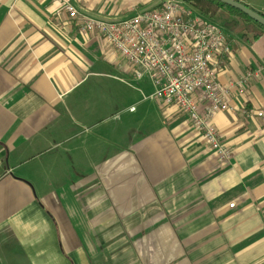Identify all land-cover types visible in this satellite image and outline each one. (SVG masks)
I'll return each mask as SVG.
<instances>
[{
  "label": "crops",
  "instance_id": "1",
  "mask_svg": "<svg viewBox=\"0 0 264 264\" xmlns=\"http://www.w3.org/2000/svg\"><path fill=\"white\" fill-rule=\"evenodd\" d=\"M69 1L118 20L160 3ZM258 42L219 76L224 162L59 0H0V264H264Z\"/></svg>",
  "mask_w": 264,
  "mask_h": 264
},
{
  "label": "built area",
  "instance_id": "2",
  "mask_svg": "<svg viewBox=\"0 0 264 264\" xmlns=\"http://www.w3.org/2000/svg\"><path fill=\"white\" fill-rule=\"evenodd\" d=\"M59 2L68 22L75 21L83 34L100 36L130 68L135 80L150 83V98L174 108L221 160H229L230 151L212 122L216 114L234 111L229 88L219 81L236 40L225 28L185 0H162L119 20L96 19L79 13L69 0ZM245 83L239 81L235 86L243 91ZM254 115L264 118V110Z\"/></svg>",
  "mask_w": 264,
  "mask_h": 264
},
{
  "label": "trees",
  "instance_id": "3",
  "mask_svg": "<svg viewBox=\"0 0 264 264\" xmlns=\"http://www.w3.org/2000/svg\"><path fill=\"white\" fill-rule=\"evenodd\" d=\"M191 2L193 6L202 14L208 15L210 17L217 16V19L223 22V26L231 31H245L247 34H251V41L255 42L260 40L264 35V27L260 26L253 20L249 19L247 16L241 12L230 8L228 6L222 5L214 0H187ZM243 4L241 0H235ZM264 16V15H263ZM233 17H237L240 20L242 28L237 30L238 22L233 20ZM244 42L251 44V42L242 36Z\"/></svg>",
  "mask_w": 264,
  "mask_h": 264
},
{
  "label": "rangeland",
  "instance_id": "4",
  "mask_svg": "<svg viewBox=\"0 0 264 264\" xmlns=\"http://www.w3.org/2000/svg\"><path fill=\"white\" fill-rule=\"evenodd\" d=\"M162 0H160V2H161ZM188 4H189V6H191L192 5V8L195 10V11H197V12H199L194 6H193V4L191 3V2H188L187 0H185ZM242 1V0H241ZM247 1H249V3H250V6H249V8L250 9H252L253 11H255L256 12V9H260V8H262L263 9V14H264V0H247ZM248 7V6H247ZM199 13H201V12H199ZM258 13V12H257ZM202 14V13H201ZM202 15H204V14H202ZM204 17L206 18V19H208L209 21H212V22H214V23H216V24H219V25H221L223 28H225L224 26H223V22L221 21V20H219V19H217V16L215 17V16H212V17H210V16H208V15H204ZM233 20L234 21H237L238 23V28H237V30H239L240 28H242V25H241V23H240V20L237 18V17H233ZM226 29V28H225ZM227 31H228V33L229 34H231V36L232 37H234L235 39H238V40H240V41H243V39H242V36H245L246 37V39H248L251 43H254V42H252L251 41V34H247L244 30L243 31H241V32H238V31H231V30H229V29H226ZM259 42L257 43V45H256V47L259 49V51H262V52H264V35H263V37L260 39V40H258ZM255 42H257V41H255ZM264 58V57H263Z\"/></svg>",
  "mask_w": 264,
  "mask_h": 264
},
{
  "label": "water",
  "instance_id": "5",
  "mask_svg": "<svg viewBox=\"0 0 264 264\" xmlns=\"http://www.w3.org/2000/svg\"><path fill=\"white\" fill-rule=\"evenodd\" d=\"M214 1L241 12L242 14L247 16L249 19L253 20L260 26L264 27V16L260 13L253 11L252 9L247 7L245 4H242L235 0H214Z\"/></svg>",
  "mask_w": 264,
  "mask_h": 264
}]
</instances>
